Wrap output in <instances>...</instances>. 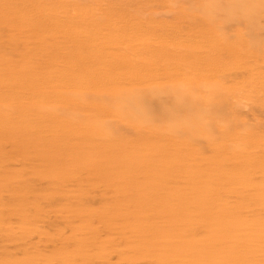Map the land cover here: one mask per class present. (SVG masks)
I'll use <instances>...</instances> for the list:
<instances>
[{"label":"rangeland","instance_id":"374dc122","mask_svg":"<svg viewBox=\"0 0 264 264\" xmlns=\"http://www.w3.org/2000/svg\"><path fill=\"white\" fill-rule=\"evenodd\" d=\"M0 8V77H33L0 78V264H264V0ZM166 110L190 123L167 144Z\"/></svg>","mask_w":264,"mask_h":264},{"label":"bare ground","instance_id":"6f19581e","mask_svg":"<svg viewBox=\"0 0 264 264\" xmlns=\"http://www.w3.org/2000/svg\"><path fill=\"white\" fill-rule=\"evenodd\" d=\"M220 8H221V6H220ZM2 9H7V10H11V13L12 14H15V8H13L12 6H10L8 3H3V5H2ZM0 10H1V8H0ZM21 14H22V12L21 11H19ZM1 13V12H0ZM23 15V14H22ZM17 23V25L18 26H21L22 25V23H24V21H23V18H22V16H19V19H18V22H16ZM26 23V22H25ZM23 26H24V24H23ZM26 27L28 28V29H31V28H33V27H35L34 25H32V24H29V22L28 23H26ZM23 28V27H22ZM19 28L17 27V30H18ZM21 30V29H20ZM25 30V29H24ZM62 30V29H61ZM21 34V33H20ZM23 34V33H22ZM54 34V33H53ZM85 34H86V32H85ZM84 34V35H85ZM12 37V36H11ZM12 40H13V38H12ZM40 49V48H39ZM98 68V67H97ZM28 70H31V69H28ZM4 76V77H3ZM2 77H0L1 79H3V81L6 83L7 81H11L12 82V84L13 83H22V80H23V82L24 83H26L25 81L26 80H31V81H33L32 80V76L29 74V73H25V72H22V73H20V74H17V75H15V76H8V75H3ZM107 92L110 94H112V95H114L115 96V94H118V96H119V98H122V100H123V103L125 104V105H128V106H131V108H132V111H133V121H134V123H136V124H141V125H139V126H142L141 128L144 130V126L142 125L144 122H151L150 121V118L149 117H151V114L149 113V112H147V111H149V110H145V111H143V109H140V111H137L136 113L134 112V105L136 104V102L138 101V100H140L142 97H144V95H143V93H138L137 91H132L130 88H127V87H114V86H112V87H110V90H107ZM161 94H163V95H159V94H156V93H154L153 95L154 96H156L157 97V99L159 100V102H161V100H166L167 98H169L170 100H171V103H172V105L174 106V108L176 107V106H179V105H181L182 104V102L184 101V99L183 98H181V95H179V94H172V92L169 90V89H164L162 92H161ZM31 95H33L32 93H31ZM175 95V96H174ZM167 97V98H166ZM36 98V97H35ZM156 100V99H155ZM157 101V100H156ZM185 102L186 101H184L183 103H184V105H185ZM188 102H190L189 100H188ZM193 102V101H192ZM189 103H187V105H188ZM190 104H191V102H190ZM193 104H194V102H193ZM136 106V105H135ZM192 106V105H191ZM171 107V106H170ZM190 107V106H189ZM173 108V109H174ZM192 108V107H191ZM176 109V108H175ZM179 109H180V106H179ZM189 109V108H188ZM187 108H186V110H188ZM135 110H137V109H135ZM171 110V109H170ZM185 110V111H186ZM166 111H168V110H166ZM166 111H163L162 113H161V120L163 119V121L164 120H170V119H168L170 116H169V113H171L170 115L171 116H173L174 114V112H172V111H168V112H166ZM189 112H190V110H188ZM188 111H186V112H188ZM194 111V110H193ZM193 111L192 112H190V113H193ZM195 112V111H194ZM196 113H198L199 114V112H197L196 111ZM201 113V112H200ZM173 114V115H172ZM188 114V113H187ZM203 114V113H202ZM215 114V113H214ZM189 115V116H188ZM188 115H186V116H188V118H189V120H191L190 119V115H194V114H188ZM199 115H201V114H199ZM199 115H196V117L198 116V118H200V117H203L202 115L201 116H199ZM168 117V118H167ZM184 117V116H183ZM195 117V119H197ZM217 117V116H216ZM215 116H214V118H216ZM218 117H219V115H218ZM217 117V118H218ZM185 118H187V117H185ZM213 118V117H212ZM204 119V118H203ZM202 119V120H203ZM199 120H201V118L199 119ZM163 121H162V123H163ZM172 120H170V122H167V124H166V122L164 123L165 125H166V131H168L167 133H169V131L171 132V134H173L174 136H172V135H168V139H166L165 137H164V135H159V136H161L162 138H161V140H163L164 141V143L165 144H167L168 142H171V141H174L175 140V136H176V134H178V132L180 131V133H181V130L182 129H184V128H188L187 126L190 124V123H187V121L186 120H184V119H180V117H176V116H174V122H171ZM194 121V120H193ZM195 122H196V120H195ZM202 122V121H201ZM152 123V122H151ZM161 123V122H160ZM200 123V122H199ZM205 123V122H204ZM135 124V125H136ZM158 124V123H157ZM195 124V123H194ZM193 124V125H194ZM196 124H198V119H197V122H196ZM195 124V125H196ZM202 124V123H201ZM207 124V123H206ZM192 124L190 125V126H192V128L194 129V126H193ZM199 125V124H198ZM197 125V126H198ZM3 127H2V131L3 132H7V134H9L10 135V133H11V131H12V129H10V127H8V126H4V125H2ZM138 126V125H137ZM138 126V129L140 128ZM149 126V125H148ZM168 126V127H167ZM196 126V127H197ZM200 126H202V125H200ZM205 126H207V125H205ZM204 125H203V127H205ZM161 127V126H160ZM164 127V126H163ZM162 127V128H163ZM199 127V126H198ZM1 128V127H0ZM135 128H137V127H135ZM140 128V129H141ZM148 128V127H147ZM202 128V127H201ZM200 128V129H201ZM137 129V130H138ZM151 129V128H150ZM163 129H165V128H163ZM199 129V128H198ZM204 129V128H203ZM143 130H141V131H143ZM149 130V129H148ZM189 130H190V128H189ZM188 130V131H189ZM202 130V129H201ZM161 131V129L160 130H158V129H151V133H149V135L148 136H145L144 138H145V140H146V143H145V145L144 146H149L152 142H153V138H155V135H157L158 133H163V132H160ZM162 131H164V130H162ZM196 131V130H195ZM165 132V131H164ZM185 132V131H184ZM186 132H187V130H186ZM185 132V133H186ZM192 132V131H191ZM190 132V133H191ZM202 132V131H201ZM205 132V131H204ZM154 133V134H153ZM211 132L209 131V134H210ZM187 134H189V133H187ZM205 134H206V132H205ZM204 134V136H206L207 137V135H205ZM211 135V134H210ZM165 136H166V134H165ZM204 136H202V137H204ZM209 136V135H208ZM141 137V136H140ZM157 137V136H156ZM205 137V138H206ZM210 137V136H209ZM209 137H207V138H209ZM19 139H17V140H13V142H14V146H12L13 148L14 147H16V148H19V149H22V150H24V149H26L28 146H29V143L31 142V140H32V138H27V137H18ZM20 138H21V140L23 141V143L21 142V140H20ZM166 140V141H165ZM164 143H162V144H160L163 148H165V145H164ZM178 147V146H177ZM25 151V150H24ZM42 158H43V160L45 161V162H48V161H50L48 158H47V156L46 155H43L42 156ZM152 158L150 157V156H148V155H143V156H139V157H136V161H135V165H140V164H142V163H147V161H149V160H151ZM168 159H173V164L172 165H176V164H181V163H179L180 161H181V159L182 158H179V156H177V155H173V158L171 157V158H168ZM174 159H175V161H174ZM167 160V159H166ZM242 173H244V172H242ZM241 173V174H242ZM240 174V173H239ZM238 178H240V177H238ZM160 179H161V177H159V181H160ZM226 179H227V177H226ZM228 179H230V178H228ZM216 180H218V179H216ZM233 182H234V180H233ZM206 198H210L211 199V196H207V197H205V198H202V197H199V200H201V199H204V200H206ZM189 205H192V206H195V205H197L198 203H195V202H189L188 203ZM222 209H223V207H222V204L221 203H219V207L217 208V213H216V216H220V215H224V214H221V211H222Z\"/></svg>","mask_w":264,"mask_h":264}]
</instances>
